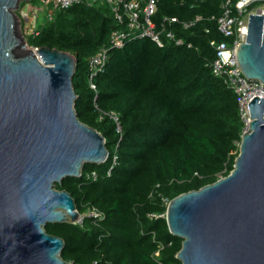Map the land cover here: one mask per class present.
Listing matches in <instances>:
<instances>
[{
    "label": "trees",
    "instance_id": "trees-1",
    "mask_svg": "<svg viewBox=\"0 0 264 264\" xmlns=\"http://www.w3.org/2000/svg\"><path fill=\"white\" fill-rule=\"evenodd\" d=\"M224 1L159 0L155 22L176 18L173 29L190 48H160L150 39H135L114 49L116 22L104 5L59 11L53 22H40L35 34L26 37L33 49L48 47L77 58V116L105 137L109 150L105 163L86 164L80 178L55 186L68 192L86 216L76 225L45 228L64 240L65 261L182 264L177 255L183 241L169 231L167 205L227 177L239 155L235 142L242 138L238 97L210 67L216 58L210 42L227 41L217 26ZM197 17L202 20L182 30L183 23ZM101 48L108 50V60L94 77L93 89L88 61ZM111 113L119 116L121 133ZM93 173L96 179H88ZM89 209L102 218L88 217Z\"/></svg>",
    "mask_w": 264,
    "mask_h": 264
},
{
    "label": "water",
    "instance_id": "water-1",
    "mask_svg": "<svg viewBox=\"0 0 264 264\" xmlns=\"http://www.w3.org/2000/svg\"><path fill=\"white\" fill-rule=\"evenodd\" d=\"M24 2L0 0V264H73L64 240L45 230L81 222L75 200L55 186L105 163L109 150L77 116V58L29 47L17 14ZM237 59L264 85V15L250 16ZM249 110L233 171L167 205L182 264H264V98Z\"/></svg>",
    "mask_w": 264,
    "mask_h": 264
},
{
    "label": "built area",
    "instance_id": "built-area-1",
    "mask_svg": "<svg viewBox=\"0 0 264 264\" xmlns=\"http://www.w3.org/2000/svg\"><path fill=\"white\" fill-rule=\"evenodd\" d=\"M159 0H38V3H29V14L32 16L31 23L34 26V34L38 24L45 20L53 22L55 15L59 11L68 10L74 6L87 4L89 7L104 5L111 11L116 28L111 34L112 48L122 49L126 44L135 39H150L158 47L164 48L167 44L184 46L188 43L179 38L173 29L178 25L176 18L163 17L159 22H155ZM222 16L217 20L218 32L227 41L218 42L213 40L210 45L216 53L215 60L210 67L216 78L223 81L225 86L234 92L239 101V116L243 124L242 135L247 132L251 125L250 104L254 99L264 98V85L260 82L247 79L238 63V47L245 42L248 33L250 16L264 15L263 0H225L222 5ZM24 13V11L22 10ZM28 14V17H30ZM26 14L24 13V17ZM202 20L197 17L195 21L183 23L182 30L188 31ZM187 47H191L188 44ZM108 50L101 48L89 59L91 87L94 77L107 64ZM110 118L117 124V132L121 133L119 116L111 113ZM241 135V137H242ZM240 147L241 142H235ZM117 158H114L113 166L116 165ZM113 168V167H112ZM111 171V170H110ZM110 174V172H109ZM88 179H96V175H87ZM88 217L102 218V215L94 210L87 211ZM86 216H81V222ZM152 217L161 218L164 215H154Z\"/></svg>",
    "mask_w": 264,
    "mask_h": 264
},
{
    "label": "rangeland",
    "instance_id": "rangeland-1",
    "mask_svg": "<svg viewBox=\"0 0 264 264\" xmlns=\"http://www.w3.org/2000/svg\"><path fill=\"white\" fill-rule=\"evenodd\" d=\"M29 9H30L29 3L24 2L20 10L17 12L22 22L21 29L25 37H29L34 34V26H33V23H31L32 16L29 14V11H28ZM22 10L26 14L25 17H24V13L22 12ZM28 14L30 17H28Z\"/></svg>",
    "mask_w": 264,
    "mask_h": 264
}]
</instances>
